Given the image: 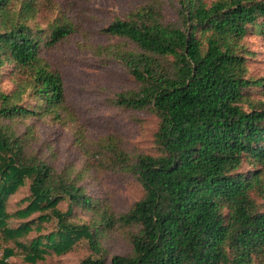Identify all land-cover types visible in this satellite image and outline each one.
I'll list each match as a JSON object with an SVG mask.
<instances>
[{"label": "trees", "instance_id": "trees-1", "mask_svg": "<svg viewBox=\"0 0 264 264\" xmlns=\"http://www.w3.org/2000/svg\"><path fill=\"white\" fill-rule=\"evenodd\" d=\"M151 1L102 30L134 50L93 48L138 83L113 104L158 119L157 154L133 158L119 136L89 138L67 104L61 73L40 56L44 41L54 48L77 32L71 19H52L51 0H0V77L11 67L16 85L6 93L0 84V234L29 264L65 255L82 240L91 254L81 264H264L256 200L264 197V78L249 77L243 44L251 32L264 40V0H179L183 27L164 24L162 0ZM28 92L33 105L21 104ZM28 120L72 132L83 167L58 171L30 154L35 123ZM100 173L132 175L143 196L117 213L82 183ZM27 182L28 205L10 214L9 198ZM80 212L89 220L80 221ZM11 219L21 223L11 227ZM49 222L55 232L29 237ZM111 234L125 238L127 253L108 256L102 243ZM15 254L0 244V264Z\"/></svg>", "mask_w": 264, "mask_h": 264}, {"label": "rangeland", "instance_id": "rangeland-1", "mask_svg": "<svg viewBox=\"0 0 264 264\" xmlns=\"http://www.w3.org/2000/svg\"><path fill=\"white\" fill-rule=\"evenodd\" d=\"M52 19L66 15L76 27V33L62 44L47 48L41 43L40 56L53 70L61 73L64 80L66 101L73 109L77 122L86 127L87 134L92 140L105 135H116L123 139L129 154L136 158L140 154L156 155L155 143L158 119L149 110L133 111L118 108L113 104L121 92L138 88V83L128 70L109 55L99 56L93 52L96 47L118 46L135 49L124 40L112 39L105 36L102 30L116 19H124L130 13L142 6L150 4L151 0H51ZM161 19L164 24L183 27V17L179 0H162ZM45 21L41 20V28L45 29ZM43 25V26H42ZM45 39V38H44ZM247 51L249 77L264 78V40L257 33L251 32L243 42ZM11 67L1 72L0 84L2 90L11 93L16 85L10 76ZM259 90H252L257 97ZM21 104H34L29 92L23 96ZM7 123H10L8 121ZM30 125L35 123V134L28 145V152L51 164L58 171L69 169L76 172L84 165V158L74 146L73 133L57 126H49L36 120H28ZM18 133L25 131L26 125L15 123ZM15 128V127H14ZM32 136H29L31 138ZM250 166L245 165L243 172H248ZM90 196L107 199L117 213L128 211L130 206L141 199L143 191L135 177L130 174L100 173L86 176L82 182ZM29 182L8 200V212L15 213L28 205ZM261 211L264 212V197L256 196ZM68 202L59 205L65 212ZM80 221H88L89 214L80 212ZM38 215L29 220L35 219ZM21 223L16 219L10 220V226L16 227ZM41 233L34 232L29 237L39 234L47 235L56 231L54 222L45 223ZM0 244L3 247L14 248L15 256L9 259L10 264H29L24 260L21 251L14 242H6L0 234ZM103 246L112 257L128 252V244L120 234H111ZM91 254L86 240L78 242L65 255L54 253L46 255L44 261L37 264H81Z\"/></svg>", "mask_w": 264, "mask_h": 264}]
</instances>
